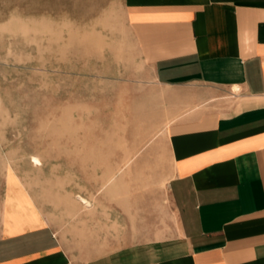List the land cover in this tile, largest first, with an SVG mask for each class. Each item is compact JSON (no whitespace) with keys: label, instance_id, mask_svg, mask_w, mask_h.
Masks as SVG:
<instances>
[{"label":"rangeland","instance_id":"1","mask_svg":"<svg viewBox=\"0 0 264 264\" xmlns=\"http://www.w3.org/2000/svg\"><path fill=\"white\" fill-rule=\"evenodd\" d=\"M199 92L156 80L124 0H0V213L12 167L77 261L178 247L168 127Z\"/></svg>","mask_w":264,"mask_h":264},{"label":"crops","instance_id":"2","mask_svg":"<svg viewBox=\"0 0 264 264\" xmlns=\"http://www.w3.org/2000/svg\"><path fill=\"white\" fill-rule=\"evenodd\" d=\"M124 9L156 80L200 90L168 127L182 243L77 261L11 167L0 264H264V0H124ZM224 92L233 96L206 106Z\"/></svg>","mask_w":264,"mask_h":264}]
</instances>
